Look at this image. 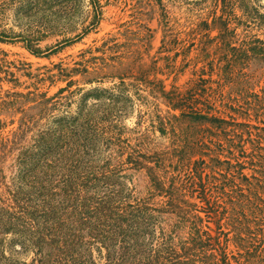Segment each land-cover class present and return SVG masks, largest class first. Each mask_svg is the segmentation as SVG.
I'll return each mask as SVG.
<instances>
[{
  "label": "rangeland",
  "instance_id": "obj_1",
  "mask_svg": "<svg viewBox=\"0 0 264 264\" xmlns=\"http://www.w3.org/2000/svg\"><path fill=\"white\" fill-rule=\"evenodd\" d=\"M248 1L244 12L215 0H0V198L28 192L22 153L72 115L68 126L74 118L89 120L80 131L91 126L98 146L114 132L123 142L124 155L108 141L107 152L84 156L99 167L140 155L161 160L157 174L165 170L166 178L199 171L202 161L203 178L222 174L226 165L214 161L225 163L222 143L234 126L225 135L221 121L250 127L245 138L264 154V45L257 42L264 43L257 16L264 15V0ZM226 15L233 39L213 22ZM251 48L262 54L246 57ZM122 82L126 89L118 94ZM176 97L191 99L185 118L173 109ZM192 109L220 121H198ZM69 138L68 157L75 156L77 139ZM79 138L84 145L86 137ZM185 144L194 149L186 154ZM201 144L207 147H196ZM130 166L123 165L124 188L146 198L150 177ZM13 240L6 237L7 254L20 252ZM20 253L18 259L31 261V252Z\"/></svg>",
  "mask_w": 264,
  "mask_h": 264
},
{
  "label": "trees",
  "instance_id": "obj_2",
  "mask_svg": "<svg viewBox=\"0 0 264 264\" xmlns=\"http://www.w3.org/2000/svg\"><path fill=\"white\" fill-rule=\"evenodd\" d=\"M215 2L225 9L249 11L248 0ZM257 16L264 20L258 11ZM213 22L220 35L235 37L229 16L215 17ZM244 52L246 57L262 54L258 48ZM122 86L126 89L122 82L115 92L123 93ZM110 96L116 100L115 93ZM174 101L173 109L185 118L191 99L176 97ZM72 116L58 120L59 128L40 135L33 148L22 153L20 166L28 192H16L10 201L0 198V264H264V154L257 142L245 138L251 137L245 132L250 127L221 121L225 135L226 128L234 126L222 143L220 155H227L225 163L214 161L216 167L226 165L222 174L203 178L207 164L202 161L201 172L188 170L166 178L165 170L166 176L157 174L158 158L130 155L116 168L110 161L99 167L95 159L84 158L107 152L109 144L119 148L117 154L124 155L125 149L115 132L107 139L109 144H102V139L98 146L90 139L91 126L80 131L89 120L80 124L73 117V126H68ZM190 116L220 121L199 110L192 109ZM79 133L86 137L84 145L77 143ZM70 135L77 138L73 143L76 154L68 157ZM190 147L185 144L180 150L187 154L194 149ZM196 147L204 150L207 145ZM126 164L131 170L147 171L151 190L146 198L125 190L126 176L121 173ZM7 236L14 237L20 252L32 253L29 263L18 259V251L6 253Z\"/></svg>",
  "mask_w": 264,
  "mask_h": 264
}]
</instances>
